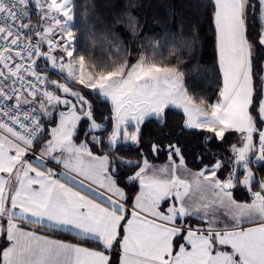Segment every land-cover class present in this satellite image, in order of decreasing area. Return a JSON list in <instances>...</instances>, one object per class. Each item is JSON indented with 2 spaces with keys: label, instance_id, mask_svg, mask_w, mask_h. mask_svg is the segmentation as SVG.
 <instances>
[{
  "label": "snow or ice",
  "instance_id": "1",
  "mask_svg": "<svg viewBox=\"0 0 264 264\" xmlns=\"http://www.w3.org/2000/svg\"><path fill=\"white\" fill-rule=\"evenodd\" d=\"M111 8L99 35L87 26L107 54L93 61L76 47L75 0H0V264H264V0H189L159 19L152 0ZM150 10L159 33L141 23ZM201 10L222 75L215 103L182 68ZM171 108L205 144L238 137L229 154H194L193 171L179 143L141 151L146 122L166 128Z\"/></svg>",
  "mask_w": 264,
  "mask_h": 264
},
{
  "label": "trees",
  "instance_id": "2",
  "mask_svg": "<svg viewBox=\"0 0 264 264\" xmlns=\"http://www.w3.org/2000/svg\"><path fill=\"white\" fill-rule=\"evenodd\" d=\"M78 8V15L74 20L77 34V50L86 55V58L93 61H98L101 58H106V52L104 49L103 40H93L87 30V26H90L99 35L103 24L110 22L112 15V4L116 0H75ZM189 0H152L155 7V11L158 14L157 18H163L169 9L175 11H183L186 8ZM95 12L93 17L92 12ZM152 11L140 14L142 25L147 22L151 25V31L159 33L161 31L159 25L155 24L152 20ZM98 17V19H97ZM37 24V17L33 15ZM121 34V39L128 46H134L130 33L124 30L122 27L117 29ZM197 44L194 49L193 57L184 55L182 68L186 73V81L190 92H193L198 98H204L208 103H215L217 100L219 89L222 85V75L219 71L218 54L216 50L214 25L209 19L208 14L201 10L200 23L197 28ZM139 43V40L136 41ZM164 56H167V52H164ZM193 69H195L193 71ZM52 74H55L53 71ZM103 104H105L103 102ZM107 104V103H106ZM110 107V106H109ZM96 108V107H95ZM98 114H104L96 108ZM99 116V115H98ZM184 116L182 111L171 108L167 110V127L161 128L158 126L155 120L146 122L143 128L144 142L141 147V151L148 154V148L155 140H162L167 143H179L186 156L188 166L193 170H197L198 165L193 161V155L208 149L211 153L217 155L227 156L229 153L226 151L230 147L231 143H234L236 137H229V144L221 145L217 142H211L205 144L201 137L194 135L189 130H182V124ZM128 150L132 157H135L137 147L128 146ZM150 160L154 163H160L167 160L166 153H160L158 158L151 157ZM238 192H240L238 190ZM242 192H244L242 190ZM243 193H237V197L242 199ZM53 236L60 239L72 240L73 237L68 233L58 232Z\"/></svg>",
  "mask_w": 264,
  "mask_h": 264
},
{
  "label": "rangeland",
  "instance_id": "3",
  "mask_svg": "<svg viewBox=\"0 0 264 264\" xmlns=\"http://www.w3.org/2000/svg\"><path fill=\"white\" fill-rule=\"evenodd\" d=\"M50 78L51 79H57L58 77H57V75L56 74H52V73H50ZM70 86H73V87H79L78 85H70ZM105 104H103V102L102 101H98L96 104H95V107L96 108H98V110L100 111V112H102L103 114H104V116H107L108 115V113H109V111H110V102H104ZM107 103V104H106ZM179 110V109H178ZM181 111V110H180ZM101 117H100V115L99 116H97V119L99 120ZM237 139H238V137H236V139H235V141H234V143L237 141ZM152 162V161H151ZM152 163H154V162H152ZM155 165H157V166H159V164H157V163H154ZM195 171V170H194ZM238 190L240 191V192H238ZM242 190L244 191V192H242ZM237 193H243V197L242 196H240V197H242V199H239L238 197H237ZM234 198L238 201V202H241V203H243V202H250V196H249V194L246 192V190H244L243 188H237L235 191H234Z\"/></svg>",
  "mask_w": 264,
  "mask_h": 264
},
{
  "label": "crops",
  "instance_id": "4",
  "mask_svg": "<svg viewBox=\"0 0 264 264\" xmlns=\"http://www.w3.org/2000/svg\"><path fill=\"white\" fill-rule=\"evenodd\" d=\"M167 162V160L166 161H164V162H160V163H157V164H159V166L160 165H163V164H165ZM193 170V169H192ZM194 171V170H193ZM196 195H199L198 193H196ZM53 238H56V239H60V238H58V237H55V236H53Z\"/></svg>",
  "mask_w": 264,
  "mask_h": 264
},
{
  "label": "built area",
  "instance_id": "5",
  "mask_svg": "<svg viewBox=\"0 0 264 264\" xmlns=\"http://www.w3.org/2000/svg\"><path fill=\"white\" fill-rule=\"evenodd\" d=\"M25 22L27 23V22H29V21L26 20ZM30 22H31L32 24H36V21L34 20L33 15H32V17H31V21H30Z\"/></svg>",
  "mask_w": 264,
  "mask_h": 264
}]
</instances>
